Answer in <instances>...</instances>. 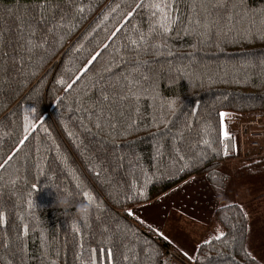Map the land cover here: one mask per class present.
Wrapping results in <instances>:
<instances>
[{"label": "trees", "instance_id": "1", "mask_svg": "<svg viewBox=\"0 0 264 264\" xmlns=\"http://www.w3.org/2000/svg\"><path fill=\"white\" fill-rule=\"evenodd\" d=\"M224 113H264V0H0V264H161L127 209L231 161ZM214 218L191 264H260Z\"/></svg>", "mask_w": 264, "mask_h": 264}, {"label": "crops", "instance_id": "2", "mask_svg": "<svg viewBox=\"0 0 264 264\" xmlns=\"http://www.w3.org/2000/svg\"><path fill=\"white\" fill-rule=\"evenodd\" d=\"M247 165L229 161L222 164L212 178L192 177L151 203L127 209V213L151 227L179 252L187 264H191L199 245L223 235V229L214 218L215 210L236 204L245 212L248 220L247 250L253 259L264 264V211L245 208L234 200L233 192L231 196L228 194L226 188H231L236 173ZM245 169L251 171L257 168ZM258 199H264V194L251 203L256 205L258 202L254 201ZM172 211H175V234L163 229ZM183 223L186 229L180 228Z\"/></svg>", "mask_w": 264, "mask_h": 264}, {"label": "built area", "instance_id": "3", "mask_svg": "<svg viewBox=\"0 0 264 264\" xmlns=\"http://www.w3.org/2000/svg\"><path fill=\"white\" fill-rule=\"evenodd\" d=\"M224 126L223 137L232 140L233 162L246 164L264 159V113L235 118ZM161 264H187L179 252L169 246L164 249Z\"/></svg>", "mask_w": 264, "mask_h": 264}, {"label": "rangeland", "instance_id": "4", "mask_svg": "<svg viewBox=\"0 0 264 264\" xmlns=\"http://www.w3.org/2000/svg\"><path fill=\"white\" fill-rule=\"evenodd\" d=\"M221 117H222V130L221 131L223 134V131L225 130L224 126L226 123L227 125H229L230 120H234L235 118H241L243 116L239 114L234 115L230 113H224ZM234 152H235V148H234ZM231 162L233 161L231 160ZM255 162L250 161L246 164H251ZM233 164H239V163L233 162ZM225 172L228 173L226 170ZM236 174H237V177L232 179L231 188L226 187L228 188V194L231 196L233 192L232 197L234 198V200H236L238 203H241L245 208L249 210L264 211V199H258L257 201H254V202H258L256 203V205H253V203H251L256 197L264 194V165L261 167H258L255 170H251V171L246 170V169L244 170L239 169V171ZM134 219L142 223L137 218H134ZM180 228L186 229V225L183 223L180 226ZM163 229L167 233L175 234V211H172L168 215L167 221Z\"/></svg>", "mask_w": 264, "mask_h": 264}, {"label": "clouds", "instance_id": "5", "mask_svg": "<svg viewBox=\"0 0 264 264\" xmlns=\"http://www.w3.org/2000/svg\"><path fill=\"white\" fill-rule=\"evenodd\" d=\"M53 178L51 176H49L47 178V184L50 180H52ZM93 210V204L91 202H86V203H82L80 205L77 206L76 208V214L81 218V219H87Z\"/></svg>", "mask_w": 264, "mask_h": 264}, {"label": "snow or ice", "instance_id": "6", "mask_svg": "<svg viewBox=\"0 0 264 264\" xmlns=\"http://www.w3.org/2000/svg\"><path fill=\"white\" fill-rule=\"evenodd\" d=\"M93 59H95V57H94ZM89 202H91V200H90ZM218 238H219V237H218Z\"/></svg>", "mask_w": 264, "mask_h": 264}]
</instances>
